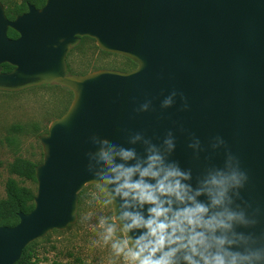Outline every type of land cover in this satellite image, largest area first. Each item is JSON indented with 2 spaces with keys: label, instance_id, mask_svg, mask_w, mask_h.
Returning a JSON list of instances; mask_svg holds the SVG:
<instances>
[{
  "label": "water",
  "instance_id": "water-1",
  "mask_svg": "<svg viewBox=\"0 0 264 264\" xmlns=\"http://www.w3.org/2000/svg\"><path fill=\"white\" fill-rule=\"evenodd\" d=\"M84 37L136 69L69 74L67 56ZM49 84L69 89L73 101L39 138L35 207L15 227L0 226V264H16L29 245L76 223L79 193L93 185V135L127 148L132 134L159 144L172 131L171 159L192 169L193 183L205 168L223 167L227 149L248 177L238 203L257 214L254 231H264V0H46L15 20L0 2V91ZM173 91L174 106L162 109ZM149 101V111L137 112ZM216 137L226 149H212Z\"/></svg>",
  "mask_w": 264,
  "mask_h": 264
},
{
  "label": "clouds",
  "instance_id": "clouds-1",
  "mask_svg": "<svg viewBox=\"0 0 264 264\" xmlns=\"http://www.w3.org/2000/svg\"><path fill=\"white\" fill-rule=\"evenodd\" d=\"M176 96L173 91L164 98L161 108L173 107ZM181 101V110H187L183 96ZM150 107L145 102L137 112ZM90 141L96 150L86 153V172L100 193L90 195L114 209L111 222L101 217L97 225L100 241L110 245L114 257L108 264H264V231H254L257 214L238 203L247 174L221 137L211 147L226 149L223 167L205 168L195 183L192 169L171 159L176 148L172 131L159 144L132 134L127 143L133 147L127 148L97 135ZM188 146L199 159V139L193 137Z\"/></svg>",
  "mask_w": 264,
  "mask_h": 264
},
{
  "label": "rangeland",
  "instance_id": "rangeland-1",
  "mask_svg": "<svg viewBox=\"0 0 264 264\" xmlns=\"http://www.w3.org/2000/svg\"><path fill=\"white\" fill-rule=\"evenodd\" d=\"M0 2L5 11L12 12L22 8L24 0ZM67 66L76 75L99 70H134L127 58L103 52L96 41L91 39H85L70 52ZM72 101L70 90L56 84L19 92L0 91V201L7 199L6 184L10 178L37 194L38 183L13 175L10 167L18 159L35 164L43 162L39 138L48 133L53 121L67 112ZM81 192L79 200L85 203L84 213L80 216L78 208V218L74 225L37 241L35 264H108L109 258L114 259L110 245L100 241L101 229L97 226L101 217L111 222L112 206H104L92 198V192L100 195L94 185L86 186ZM120 235L118 229L117 236ZM117 264L122 262L118 261Z\"/></svg>",
  "mask_w": 264,
  "mask_h": 264
},
{
  "label": "trees",
  "instance_id": "trees-1",
  "mask_svg": "<svg viewBox=\"0 0 264 264\" xmlns=\"http://www.w3.org/2000/svg\"><path fill=\"white\" fill-rule=\"evenodd\" d=\"M45 3L46 0H24L22 8L17 10L15 9L16 11L14 10L12 12H8V11L5 12L10 20H15L17 17L28 12L29 5H33L36 8H42L45 5ZM8 36L11 39H17L18 33L10 29L8 32ZM85 39H91V38L84 37L82 42H84ZM127 61L129 65L133 67V69L137 67L129 59H127ZM3 69L5 73H9L13 70V67L10 66L9 64H5L3 65ZM70 71L71 70L69 69L68 66L69 74H73ZM38 165L40 164H35L33 162L24 159H18L11 165L10 172L13 175H17L20 178L37 183L35 169ZM6 193H7V199L0 201V226L15 227L16 225H18L20 221L19 219L20 212L28 214L31 211H33L35 207L34 200L36 197V192L32 191L27 187L21 186L15 179L10 178L6 184ZM81 194L82 192H80L79 196H81ZM84 211H85V203L82 199H80L79 215L82 216ZM37 244L38 243L36 241L31 245H29L24 250L20 261L17 262L16 264H35L37 257L36 255Z\"/></svg>",
  "mask_w": 264,
  "mask_h": 264
},
{
  "label": "flooded vegetation",
  "instance_id": "flooded-vegetation-1",
  "mask_svg": "<svg viewBox=\"0 0 264 264\" xmlns=\"http://www.w3.org/2000/svg\"><path fill=\"white\" fill-rule=\"evenodd\" d=\"M82 40H83V38H81V42H82ZM81 42H80V44H81ZM73 50V49H72ZM70 54V53H69ZM136 69V68H135ZM69 73V72H68ZM71 75H74V74H71Z\"/></svg>",
  "mask_w": 264,
  "mask_h": 264
}]
</instances>
